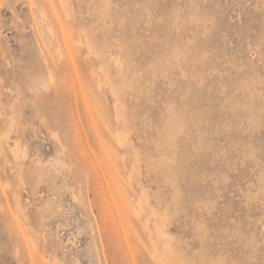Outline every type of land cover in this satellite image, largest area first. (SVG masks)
I'll use <instances>...</instances> for the list:
<instances>
[{"label": "rangeland", "instance_id": "374dc122", "mask_svg": "<svg viewBox=\"0 0 264 264\" xmlns=\"http://www.w3.org/2000/svg\"><path fill=\"white\" fill-rule=\"evenodd\" d=\"M0 264H264V0H0Z\"/></svg>", "mask_w": 264, "mask_h": 264}, {"label": "bare ground", "instance_id": "6f19581e", "mask_svg": "<svg viewBox=\"0 0 264 264\" xmlns=\"http://www.w3.org/2000/svg\"><path fill=\"white\" fill-rule=\"evenodd\" d=\"M16 148V147H15ZM16 151V150H15Z\"/></svg>", "mask_w": 264, "mask_h": 264}]
</instances>
